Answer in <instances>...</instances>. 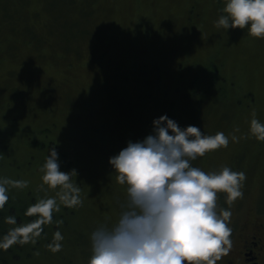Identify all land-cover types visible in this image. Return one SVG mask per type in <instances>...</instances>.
Wrapping results in <instances>:
<instances>
[{"label": "rangeland", "instance_id": "rangeland-1", "mask_svg": "<svg viewBox=\"0 0 264 264\" xmlns=\"http://www.w3.org/2000/svg\"><path fill=\"white\" fill-rule=\"evenodd\" d=\"M30 1L41 17L29 24L40 29L0 35V177L28 181L8 186L7 207L49 196L60 207L42 236L20 245L34 249L24 264H88L92 231L115 222L127 202L110 157L164 114L229 137L191 161L206 172L246 173L242 197L217 196V211H231L229 249L264 225V140L249 130L253 116L264 121V37L217 26L226 0H90L91 8H59L62 22L52 3ZM52 146L61 170H75L81 204L65 205L42 180ZM57 230L62 247L53 251Z\"/></svg>", "mask_w": 264, "mask_h": 264}, {"label": "clouds", "instance_id": "clouds-1", "mask_svg": "<svg viewBox=\"0 0 264 264\" xmlns=\"http://www.w3.org/2000/svg\"><path fill=\"white\" fill-rule=\"evenodd\" d=\"M222 12L217 26L246 28L248 34L264 37V0H226ZM153 124L144 139L129 141L110 157L116 180L127 185V202L115 222L102 223L92 231L88 264H216L229 251L231 211H217V196L227 193L229 202L242 197L246 173L229 166L206 172L191 163L209 150L227 146L229 137L223 131L205 134L197 125L181 127L167 114ZM249 130L264 140V121L253 116ZM42 172L44 183L59 188L61 202L70 207L82 203L80 188L71 179L75 170H61L55 146ZM27 184V180L0 177V208L9 199V185ZM59 207L57 197L49 196L29 205L25 214L36 219L26 224L16 225L15 216H6L16 226L0 238V248L38 236L41 225L51 222ZM62 240L57 230L49 247L59 250Z\"/></svg>", "mask_w": 264, "mask_h": 264}, {"label": "trees", "instance_id": "trees-1", "mask_svg": "<svg viewBox=\"0 0 264 264\" xmlns=\"http://www.w3.org/2000/svg\"><path fill=\"white\" fill-rule=\"evenodd\" d=\"M90 0H47V5L52 3L53 7L50 6L49 11L52 14L54 19L61 20V14L60 9H65L66 14L69 11L72 10H78V7H88L91 8V3H89ZM30 0H0V35L2 34L5 36L6 32H9L4 39H10L12 35H18L20 34L24 29H26L28 32L30 30H37V28L40 29V25H34L29 24L31 23V19L34 17L35 19L38 17H41V11L39 10H30L29 7ZM42 5V4H41ZM54 6L58 7L55 8ZM60 8V9H59ZM88 8V9H89ZM77 21V20H74ZM44 23V28L47 26V23ZM77 22L74 23H67L68 25H74ZM40 26V27H39ZM37 27V28H36ZM224 83H226L224 81ZM195 84L192 83V86ZM191 86V87H192ZM193 88V87H192ZM196 89V90H195ZM195 93L199 94L200 92L197 91V86L195 85ZM209 92V91H208ZM210 94V92L208 93ZM209 96V95H208ZM203 97V96H202ZM188 98L184 102H189ZM203 99L200 98V101ZM33 204L31 201L30 203L19 201L17 202L13 208L7 207V204L4 203L3 208H0V238H2L10 228L15 227L19 224H26L34 219H36L35 215H26V209L29 207V205ZM19 212V213H17ZM17 213V216L15 215ZM13 215L16 218V225L9 223L5 220L6 216ZM40 235L42 236L43 233L40 232ZM39 242V239H38ZM22 243L19 241L14 242L7 248H0V264H16L17 261L20 260L22 264H24L29 256L34 252V249H30V246L28 245L26 250H23L22 247H20ZM25 244V242H24ZM34 248H37V244L34 246ZM32 250L31 253H29ZM17 257V258H15ZM20 257V258H19ZM19 264V263H18Z\"/></svg>", "mask_w": 264, "mask_h": 264}, {"label": "flooded vegetation", "instance_id": "flooded-vegetation-1", "mask_svg": "<svg viewBox=\"0 0 264 264\" xmlns=\"http://www.w3.org/2000/svg\"><path fill=\"white\" fill-rule=\"evenodd\" d=\"M237 244L235 249L221 254L216 264H264V225L239 237Z\"/></svg>", "mask_w": 264, "mask_h": 264}]
</instances>
